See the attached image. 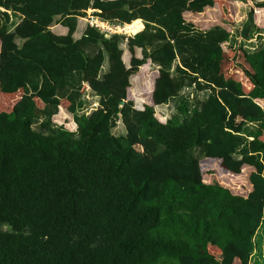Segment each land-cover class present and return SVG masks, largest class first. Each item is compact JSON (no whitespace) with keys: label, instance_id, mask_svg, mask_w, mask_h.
Returning <instances> with one entry per match:
<instances>
[{"label":"trees","instance_id":"16d2710c","mask_svg":"<svg viewBox=\"0 0 264 264\" xmlns=\"http://www.w3.org/2000/svg\"><path fill=\"white\" fill-rule=\"evenodd\" d=\"M235 1L245 40L261 34L264 1ZM235 1L0 0V264H264V45L229 43ZM89 9L142 23L74 39ZM210 10L227 24L206 27ZM190 88L206 97L155 117ZM64 111L74 131L53 124Z\"/></svg>","mask_w":264,"mask_h":264},{"label":"rangeland","instance_id":"374dc122","mask_svg":"<svg viewBox=\"0 0 264 264\" xmlns=\"http://www.w3.org/2000/svg\"><path fill=\"white\" fill-rule=\"evenodd\" d=\"M233 1H235V0H233ZM261 1H264V0H252V3L255 4V3L261 2ZM248 10H249V3L247 1H245V3L240 2V1H235L230 6V14L231 13L233 14V19L231 18V20H230V23H231L230 27H229L230 37H229L228 41L230 44H239L245 50L253 51V50L257 49V47L264 45V31H262V33L258 37H256V35L254 33H251L250 34L251 37L248 40H245V38L243 36V32H244L245 28L249 27L248 22H247ZM83 19L85 20V23H87V24L93 23V24L100 25V23H106V25L108 24V26L117 27L116 25H113L112 23L101 22L97 17H94L92 15V13H90V10L86 11V17ZM201 20L205 21L206 27L210 26L212 24H222V23L227 24V22H228V21L225 22V21L221 20L219 14L212 11V10L207 11L205 13V15L203 17H201ZM14 21H17L16 18H12L10 24L12 25L14 23ZM136 22H141V21L135 20L130 25H132ZM142 25H143V28H142V30H143L144 24H142ZM128 26L129 25H124V26H120V28H114L113 27L114 33L125 36V37L134 36L135 34L130 35V34L125 33L128 31L127 30L129 28ZM254 36L257 38L256 41L254 40V38H255ZM120 48L123 50V56H122L123 61H124L125 65L128 66L130 54L127 51L125 39H122V41L120 42ZM135 55L137 57L141 58L142 57L141 50L136 48L135 49ZM236 61H237L236 63H239V59H236ZM174 65L175 64H173V67H174ZM104 69H106V66H104ZM235 71H239V69L236 68ZM155 76H156L155 68L151 65H148L147 67H145V69L142 72L139 73V75L133 81H131L132 90L134 92V96H133L134 107L136 109H141V105H142V103L140 102L141 98H139V95H141L142 92H146V90H148L149 85ZM236 77L241 78V75H239V74L237 75V73H236ZM86 91H88L87 88L85 89V92ZM85 96H84L86 99L85 101L88 104H87V106L83 112L86 114H89L92 111V109H94L96 107V104L92 103V102H94V101L97 102V98H95L91 94L90 95L86 94ZM182 96L187 98L189 103H190V106L193 107L196 100L202 101L206 97V93L196 92L193 88L184 89L180 93V95L178 97L179 99L176 98L166 105H161V106L155 107L154 108L155 117L160 122H165L166 120H168L170 117H172L174 115L179 116V112H178L177 107L179 106L178 105L179 100H180V97H182ZM52 122H53V124L61 125L70 131L75 130V125L72 122V117L69 114H67L65 111L60 112L59 114L54 116L52 118ZM249 128L254 129L255 125L250 124ZM112 132L116 136L123 135L125 133L124 127L120 121H118L116 123ZM224 183H225L224 185L229 187L233 193H236V194H245L246 193V188L244 186L241 187V185L239 184L240 183L239 180L229 179V180H225ZM257 235H259V233ZM254 258L255 257L252 256V258H251L252 262H253ZM263 258H264V251H263ZM260 262L264 263V259H260Z\"/></svg>","mask_w":264,"mask_h":264},{"label":"built area","instance_id":"2783aa9c","mask_svg":"<svg viewBox=\"0 0 264 264\" xmlns=\"http://www.w3.org/2000/svg\"><path fill=\"white\" fill-rule=\"evenodd\" d=\"M88 25H90L91 27H95V28L99 29L106 37H108V35L114 34V28H120L119 25H116L117 27H114V26H108V24L106 25V23H100V25L90 23ZM259 35L260 34L256 35V37H258ZM256 37L254 38L255 41L257 40Z\"/></svg>","mask_w":264,"mask_h":264},{"label":"crops","instance_id":"0c3cea01","mask_svg":"<svg viewBox=\"0 0 264 264\" xmlns=\"http://www.w3.org/2000/svg\"><path fill=\"white\" fill-rule=\"evenodd\" d=\"M80 19H83V18H79L77 19V23H76V29H75V32L73 34V38L74 39H78L81 34L83 33V31L85 30V28L87 27V23L85 22H82L80 21ZM140 21V20H139ZM142 23V22H141ZM131 25H129L128 27H130ZM143 26V25H142ZM17 44H19V41H16ZM87 90H88V87H87ZM89 93V90L86 91V94ZM86 97V96H85Z\"/></svg>","mask_w":264,"mask_h":264},{"label":"water","instance_id":"95a60500","mask_svg":"<svg viewBox=\"0 0 264 264\" xmlns=\"http://www.w3.org/2000/svg\"><path fill=\"white\" fill-rule=\"evenodd\" d=\"M89 10H90V13L97 12V11H95V10H93V9H89Z\"/></svg>","mask_w":264,"mask_h":264},{"label":"bare ground","instance_id":"6f19581e","mask_svg":"<svg viewBox=\"0 0 264 264\" xmlns=\"http://www.w3.org/2000/svg\"><path fill=\"white\" fill-rule=\"evenodd\" d=\"M132 25H133V24H132ZM130 27H131V26H130ZM130 27H129V28H130ZM129 28L127 29L128 31H127V32H125L126 34H128V32H129Z\"/></svg>","mask_w":264,"mask_h":264}]
</instances>
